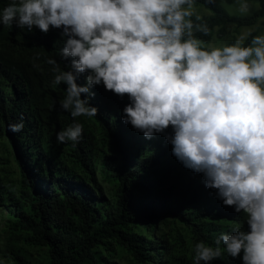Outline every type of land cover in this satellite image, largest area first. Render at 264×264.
<instances>
[{
  "label": "trees",
  "instance_id": "trees-1",
  "mask_svg": "<svg viewBox=\"0 0 264 264\" xmlns=\"http://www.w3.org/2000/svg\"><path fill=\"white\" fill-rule=\"evenodd\" d=\"M12 2L0 0V10ZM197 5L211 9L204 16L213 32L205 40L223 37L227 23L247 26L264 16V0L247 17L216 1ZM64 39L59 29L45 34L0 23V137L14 164V178L0 176V207L16 237L7 249L11 262L120 264L112 257L119 250L134 264H193L196 242L214 246L221 232L247 230L244 214L224 206L202 174L185 168L163 134L148 139L122 122L127 96L102 84L90 99L97 116L76 118L84 126L81 140L57 141L73 118L60 107L65 85L52 84L46 61L65 67ZM21 118L23 129L10 131ZM104 182L111 184L107 190ZM34 250L43 252L39 259ZM211 264L242 262L224 254Z\"/></svg>",
  "mask_w": 264,
  "mask_h": 264
},
{
  "label": "clouds",
  "instance_id": "clouds-1",
  "mask_svg": "<svg viewBox=\"0 0 264 264\" xmlns=\"http://www.w3.org/2000/svg\"><path fill=\"white\" fill-rule=\"evenodd\" d=\"M254 10L252 0H237L241 16ZM0 23L65 37V67L46 61L73 118L56 133L59 143H78L84 126L76 118L97 116L94 86L127 96L122 122L148 139L163 134L172 155L245 216L247 230L221 232L214 246L196 242L193 264L224 254L264 264V26H245L230 43L202 39L213 28L197 0H13ZM23 127L22 118L8 125Z\"/></svg>",
  "mask_w": 264,
  "mask_h": 264
},
{
  "label": "rangeland",
  "instance_id": "rangeland-1",
  "mask_svg": "<svg viewBox=\"0 0 264 264\" xmlns=\"http://www.w3.org/2000/svg\"><path fill=\"white\" fill-rule=\"evenodd\" d=\"M219 5H221L228 13L234 14V15H240L239 12L237 11V0H215ZM255 9L258 7V0H252ZM198 10L202 15H207L210 13V11L205 8L202 5H197ZM264 19L263 17H260L256 20L255 23L252 25H262V20ZM252 25H247V26H252ZM245 26H235L232 23H227L225 25V35L221 38L216 37L213 35L211 37V40L215 42L216 44L220 43H226L229 40H233L236 36V34L241 31ZM8 173V175L11 178L13 177V172H14V164L11 161V156L8 152L6 141L3 137H0V176H4V174ZM104 187L107 190L109 186L111 185L108 182H104ZM6 219V212L5 210L0 207V264H13L9 258V255L7 253V249L10 247H13L14 245V240H15V235L9 232L5 226H4V220ZM34 257L40 258L43 254L41 250H34L32 251ZM115 261L119 262L120 264H134L133 262L128 259V257L125 255L124 252L116 250L113 253V256Z\"/></svg>",
  "mask_w": 264,
  "mask_h": 264
}]
</instances>
